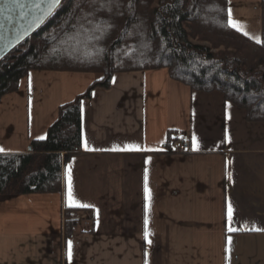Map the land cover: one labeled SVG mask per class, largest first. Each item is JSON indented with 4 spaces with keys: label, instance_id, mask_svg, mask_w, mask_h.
Listing matches in <instances>:
<instances>
[{
    "label": "crops",
    "instance_id": "obj_1",
    "mask_svg": "<svg viewBox=\"0 0 264 264\" xmlns=\"http://www.w3.org/2000/svg\"><path fill=\"white\" fill-rule=\"evenodd\" d=\"M229 12L261 39L259 0H228V23ZM93 79L29 71L0 99L2 152L44 138ZM169 132L186 151H168ZM81 140L62 193L0 195V264H264V122L219 91L191 90L166 68L116 73L81 101ZM129 145L139 150H118ZM69 170L73 198L90 207L69 205ZM64 206L84 210L67 239Z\"/></svg>",
    "mask_w": 264,
    "mask_h": 264
},
{
    "label": "trees",
    "instance_id": "obj_2",
    "mask_svg": "<svg viewBox=\"0 0 264 264\" xmlns=\"http://www.w3.org/2000/svg\"><path fill=\"white\" fill-rule=\"evenodd\" d=\"M261 41L228 23V0H64L50 18L0 62V99L31 70L90 72L94 79L60 105L42 139L25 152H0V195L63 191V168L84 153L81 101L109 88L114 74L166 68L191 90L219 91L264 122V0ZM175 135L168 133V151ZM171 148V149H170ZM64 206L63 232L77 225ZM86 211V210H85Z\"/></svg>",
    "mask_w": 264,
    "mask_h": 264
},
{
    "label": "water",
    "instance_id": "obj_3",
    "mask_svg": "<svg viewBox=\"0 0 264 264\" xmlns=\"http://www.w3.org/2000/svg\"><path fill=\"white\" fill-rule=\"evenodd\" d=\"M64 2L61 0L60 5ZM41 9L46 8L42 0H19L17 7L12 0H0V62L15 48L32 36L52 14L44 16ZM42 17V18H41Z\"/></svg>",
    "mask_w": 264,
    "mask_h": 264
},
{
    "label": "snow or ice",
    "instance_id": "obj_4",
    "mask_svg": "<svg viewBox=\"0 0 264 264\" xmlns=\"http://www.w3.org/2000/svg\"><path fill=\"white\" fill-rule=\"evenodd\" d=\"M12 2L15 3V5L17 7H22V5L19 4V0H12ZM42 2L46 3V8L41 9L40 3L35 4V7L37 9H40L43 12L44 16H47V15H50L53 13V11L60 5L61 0H42ZM6 3H7V0H6ZM229 25L232 28H235L238 31L243 32V34L245 36L249 35V33L247 31H245L244 28L240 25L239 21L231 18V12H229ZM255 39L258 43L262 42L259 39V37H255ZM85 146L87 147V145H85ZM133 149L139 150V146L129 145V146H126L125 149H118V150H133ZM2 151H4V150L2 148H0V152H2ZM228 178L231 179V173H228ZM68 180H69V184H68L67 196H68V200H69V205L70 206H79V207H90V205L81 204L73 198L70 170L68 172ZM145 195H146V198L150 200L151 193H150L149 189L147 188V176L145 177ZM232 215H233V207H232V204L229 202V204H228V219H229V221L232 220ZM236 230L237 229H234L232 227L228 228L229 232L236 231ZM149 235H150V233L148 231V218H147V214H146V216H145V237L147 238ZM228 239H229V244H230L231 243V237H229ZM149 243H151V241H149ZM69 256H71V242H69Z\"/></svg>",
    "mask_w": 264,
    "mask_h": 264
},
{
    "label": "built area",
    "instance_id": "obj_5",
    "mask_svg": "<svg viewBox=\"0 0 264 264\" xmlns=\"http://www.w3.org/2000/svg\"><path fill=\"white\" fill-rule=\"evenodd\" d=\"M171 148L176 151V152H184L187 149V145L184 143H176L172 142L171 143Z\"/></svg>",
    "mask_w": 264,
    "mask_h": 264
}]
</instances>
